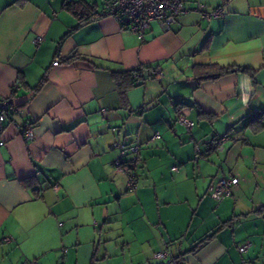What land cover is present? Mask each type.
<instances>
[{
  "label": "crops",
  "instance_id": "1",
  "mask_svg": "<svg viewBox=\"0 0 264 264\" xmlns=\"http://www.w3.org/2000/svg\"><path fill=\"white\" fill-rule=\"evenodd\" d=\"M201 1L222 15L184 0L139 40L104 0H0V100L15 108L0 131V264H264V0ZM204 63L244 69L202 79ZM137 69L121 95L113 72ZM117 142L138 146L133 189ZM224 176L238 183L215 199Z\"/></svg>",
  "mask_w": 264,
  "mask_h": 264
},
{
  "label": "built area",
  "instance_id": "2",
  "mask_svg": "<svg viewBox=\"0 0 264 264\" xmlns=\"http://www.w3.org/2000/svg\"><path fill=\"white\" fill-rule=\"evenodd\" d=\"M104 12L113 16L122 27L128 29L137 36L139 40H142L145 35V31L149 28L152 22H159L164 29H169L173 23L177 21V18L187 11V7L184 4V0H104L103 2ZM194 9L200 12V14L208 20L219 17L222 15L221 7L207 8V5L197 0ZM40 37L34 38L35 42H38ZM60 59L56 57L53 60V64L57 65ZM152 75L161 77V71L151 69ZM15 87L18 83L14 84ZM12 99L0 100V131L3 129V125L6 121L11 119L12 113L15 108L11 106ZM178 121L185 125L187 128L191 127L192 121L179 116ZM18 131L24 139H31L34 136L33 126L29 122L18 124ZM160 135L154 134L151 138L157 139ZM227 139V136L221 135L219 138V147L222 142ZM119 154L114 161V166L118 172L126 175V185L129 189H133L137 184V176L135 173V167L138 164V146L130 145L124 146L118 142L114 144ZM173 169H177L176 166ZM238 183V178L235 176H224L216 181H212L209 185V192L215 199H223L231 196L233 193V187ZM4 240H10L9 237H5ZM249 242H245L238 246L240 252H244L249 246ZM168 253L166 250L155 253V258L160 260L166 258Z\"/></svg>",
  "mask_w": 264,
  "mask_h": 264
},
{
  "label": "trees",
  "instance_id": "3",
  "mask_svg": "<svg viewBox=\"0 0 264 264\" xmlns=\"http://www.w3.org/2000/svg\"><path fill=\"white\" fill-rule=\"evenodd\" d=\"M68 7H71L70 5H68ZM73 8V11L76 13V14H79L77 11H75L74 7H71ZM84 10H82L80 12V20L81 21H86L92 17H95L96 16H99L97 12L95 11H91L90 8L89 9H86V8H83ZM102 14L104 15H109L108 13L104 12V7L102 5ZM199 75L201 76L202 79H206V78H215L217 76H220L221 74L227 72V71H232V70H241V69H244V68H238V67H230V68H226V67H220L216 64H213V63H204V64H200L199 66ZM151 70V69H150ZM149 70V73H147V76H155V75H152V73L150 72ZM133 72V71H132ZM132 72H129V71H125V72H121L119 73L120 75L122 76H125L126 77V80H123L122 82L119 81V78H117V76L115 75V73L117 72H113V77L117 83V86H119L120 88V94H124V92L126 91V89H128L129 87H131L132 85L134 84H137L139 82V78L143 77V73L141 71H139V69L135 70V76H132ZM213 234V233H212ZM212 234H207L203 239H201L199 242H198V245H201L203 243H205L209 238L210 236H212ZM194 250V249H193ZM161 260V259H160ZM174 264H184V262H182L180 259H173L172 260Z\"/></svg>",
  "mask_w": 264,
  "mask_h": 264
},
{
  "label": "water",
  "instance_id": "4",
  "mask_svg": "<svg viewBox=\"0 0 264 264\" xmlns=\"http://www.w3.org/2000/svg\"><path fill=\"white\" fill-rule=\"evenodd\" d=\"M28 97H29V94L26 96H23V97H18V98H16V100L14 102H15V104L24 102Z\"/></svg>",
  "mask_w": 264,
  "mask_h": 264
},
{
  "label": "rangeland",
  "instance_id": "5",
  "mask_svg": "<svg viewBox=\"0 0 264 264\" xmlns=\"http://www.w3.org/2000/svg\"><path fill=\"white\" fill-rule=\"evenodd\" d=\"M25 264V263H24Z\"/></svg>",
  "mask_w": 264,
  "mask_h": 264
}]
</instances>
